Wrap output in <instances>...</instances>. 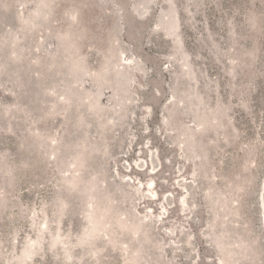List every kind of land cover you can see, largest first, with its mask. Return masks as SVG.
<instances>
[{
    "label": "rangeland",
    "instance_id": "1",
    "mask_svg": "<svg viewBox=\"0 0 264 264\" xmlns=\"http://www.w3.org/2000/svg\"><path fill=\"white\" fill-rule=\"evenodd\" d=\"M125 4L0 0V264H264V0Z\"/></svg>",
    "mask_w": 264,
    "mask_h": 264
},
{
    "label": "water",
    "instance_id": "2",
    "mask_svg": "<svg viewBox=\"0 0 264 264\" xmlns=\"http://www.w3.org/2000/svg\"><path fill=\"white\" fill-rule=\"evenodd\" d=\"M122 3H123V5H125V7H126L125 0H122ZM132 23L135 24V26H139V25H140V23H136V22L133 21V20H132Z\"/></svg>",
    "mask_w": 264,
    "mask_h": 264
}]
</instances>
